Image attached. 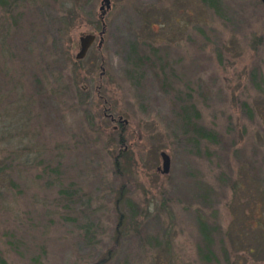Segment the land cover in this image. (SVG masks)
<instances>
[{
	"label": "rangeland",
	"instance_id": "rangeland-1",
	"mask_svg": "<svg viewBox=\"0 0 264 264\" xmlns=\"http://www.w3.org/2000/svg\"><path fill=\"white\" fill-rule=\"evenodd\" d=\"M212 1L0 0V264H264V4Z\"/></svg>",
	"mask_w": 264,
	"mask_h": 264
},
{
	"label": "water",
	"instance_id": "water-1",
	"mask_svg": "<svg viewBox=\"0 0 264 264\" xmlns=\"http://www.w3.org/2000/svg\"><path fill=\"white\" fill-rule=\"evenodd\" d=\"M261 1L264 4V0H261ZM110 7H111V0H101V7L100 8L102 10V12H101L102 19L104 18V15L106 13V9H109ZM103 32H105V28H103L100 31V41H99L100 45L103 43ZM96 36L97 35H96L95 32H88V33L82 34L80 36L81 47H80L79 51L76 54V58L78 60L82 59L83 57L86 56L89 48L91 47V45L96 40ZM161 156L163 158V166H162L161 171L163 173H167V172L170 171V168H171V156L165 150H163L161 152Z\"/></svg>",
	"mask_w": 264,
	"mask_h": 264
},
{
	"label": "trees",
	"instance_id": "trees-1",
	"mask_svg": "<svg viewBox=\"0 0 264 264\" xmlns=\"http://www.w3.org/2000/svg\"><path fill=\"white\" fill-rule=\"evenodd\" d=\"M211 3H213V1L212 0H209ZM214 4V3H213Z\"/></svg>",
	"mask_w": 264,
	"mask_h": 264
},
{
	"label": "flooded vegetation",
	"instance_id": "flooded-vegetation-1",
	"mask_svg": "<svg viewBox=\"0 0 264 264\" xmlns=\"http://www.w3.org/2000/svg\"><path fill=\"white\" fill-rule=\"evenodd\" d=\"M95 42V41H94ZM80 47H81V44L79 45V49H80Z\"/></svg>",
	"mask_w": 264,
	"mask_h": 264
}]
</instances>
